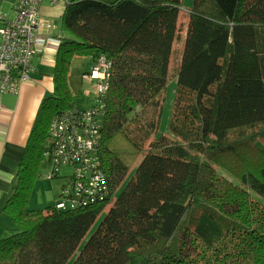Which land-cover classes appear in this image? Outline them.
I'll return each mask as SVG.
<instances>
[{"label": "trees", "instance_id": "16d2710c", "mask_svg": "<svg viewBox=\"0 0 264 264\" xmlns=\"http://www.w3.org/2000/svg\"><path fill=\"white\" fill-rule=\"evenodd\" d=\"M181 6L182 0L64 6L53 93L40 103L1 209L9 222L0 235V264H264V0ZM74 55L110 62L96 144L110 196L31 209L30 179L45 159L49 122L78 95L68 87ZM171 75L177 93L161 133Z\"/></svg>", "mask_w": 264, "mask_h": 264}, {"label": "built area", "instance_id": "2783aa9c", "mask_svg": "<svg viewBox=\"0 0 264 264\" xmlns=\"http://www.w3.org/2000/svg\"><path fill=\"white\" fill-rule=\"evenodd\" d=\"M44 1L66 5L71 0H16L9 15L0 12V98L5 93L17 94L20 84L29 79L33 57L48 43L58 45L57 23L39 12ZM109 64L101 57L84 74L91 82L87 95L92 94L91 105L61 110L47 127L43 155L52 164L48 177L57 174L61 166L72 167L70 180L63 186L60 199L54 202L58 208L109 199L108 178L96 151Z\"/></svg>", "mask_w": 264, "mask_h": 264}, {"label": "crops", "instance_id": "0c3cea01", "mask_svg": "<svg viewBox=\"0 0 264 264\" xmlns=\"http://www.w3.org/2000/svg\"><path fill=\"white\" fill-rule=\"evenodd\" d=\"M15 2L16 0H11V2H5L2 0L1 3L3 9H1L0 6V12L8 15L7 13L12 10ZM44 3L41 4L40 9L45 8L47 3L46 5H44ZM181 9H184L183 6H181ZM180 29L178 30V37H176L173 43V48L175 42L181 40L180 46L182 50L185 32L182 34ZM54 48L57 49V46L53 43H48L41 53L34 56L32 59V68L29 71V79L20 84L17 94L5 93L1 95L0 98V235L9 222L8 215L1 209L6 199L11 195L13 186L16 182V172L19 167V162L23 156L29 134L37 115L36 104L40 101L42 102L44 98L53 93L54 73L47 67L39 68V64H46L47 57H54V69L56 55V51L53 53ZM83 79L86 83L91 84L89 79L84 75ZM90 90L91 85L84 91L85 93H88L85 95L86 97H89L87 95L90 94ZM41 112L42 109L40 113ZM55 201H57V196L53 198L51 203Z\"/></svg>", "mask_w": 264, "mask_h": 264}, {"label": "rangeland", "instance_id": "374dc122", "mask_svg": "<svg viewBox=\"0 0 264 264\" xmlns=\"http://www.w3.org/2000/svg\"><path fill=\"white\" fill-rule=\"evenodd\" d=\"M2 0H0V6L2 8ZM5 2H11V0H3ZM45 2V3H44ZM45 8H39L40 14L52 19L58 24V28L60 25V14L64 9L65 2H56L50 3L44 1ZM193 0H182V6L184 9H188L192 5ZM5 5V4H4ZM3 5V7H4ZM41 6V5H40ZM11 13H7L8 15ZM186 13V12H185ZM180 14L179 23L181 25L180 32L184 34L186 29V21H187V13ZM181 40L175 42L170 62H173V66H171L170 74L175 72V67L177 65V61L179 58V53L181 51ZM56 48L53 49V53H55ZM54 55V54H53ZM53 62L54 57H47L46 64H39V68H49L50 71L53 72ZM93 66V62L88 55H74L69 64V71H68V87L73 93H77L78 95L73 98V102L75 103L74 106L78 107H86L91 105V97H86L84 91L90 87V83H86L83 79L84 74H88L91 67ZM177 83L174 78V75H171L168 78L167 86L165 93L161 100V110H160V122L158 130L161 133H164L168 130L169 124L172 118V111H173V104L175 101L176 93H177ZM40 102L36 104V112L37 114L40 111ZM136 160L132 163L134 164ZM52 168V164L48 159H42L39 164V168L37 169L36 175L30 179V186H29V196H28V207L31 209H39L45 207L47 204L51 203L53 198H55L63 184H66L70 180V173L72 172L71 166H63L60 169L59 175H55L52 178L47 179V175L49 174ZM224 172V171H223ZM227 177L236 180L234 176L225 172ZM110 205V202L107 203V207ZM93 229V226H92ZM88 233L82 238L81 243L87 239L89 236ZM71 259L68 261L69 264Z\"/></svg>", "mask_w": 264, "mask_h": 264}]
</instances>
